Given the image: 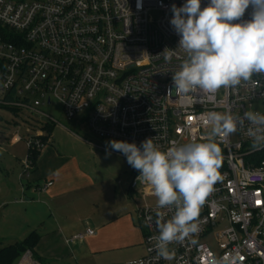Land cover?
<instances>
[{
	"label": "built area",
	"instance_id": "1",
	"mask_svg": "<svg viewBox=\"0 0 264 264\" xmlns=\"http://www.w3.org/2000/svg\"><path fill=\"white\" fill-rule=\"evenodd\" d=\"M185 2L0 0V105L26 110L46 124H61L47 109L57 101L68 120L82 114L81 121L102 139L140 146L153 138L162 149L172 141L200 142L210 131L205 124L210 111L264 114V75L212 96L200 90L175 93L172 75L184 53L177 49L180 36L170 24L171 6ZM208 3L201 0L202 8ZM251 12L250 6L242 19L250 20ZM166 48L176 49L170 62L161 54ZM247 126L246 120L242 125L237 121L236 133L217 138L223 179L200 210L199 230L169 244L172 257L165 260L151 238L159 235L157 212L167 220L174 210L138 205L144 254L125 264H264V150L251 149ZM13 140L26 143L27 169L30 154L49 142L41 132L29 130ZM138 175L135 170L131 190L153 196ZM85 234L95 231L88 228ZM19 264L42 263L27 250Z\"/></svg>",
	"mask_w": 264,
	"mask_h": 264
},
{
	"label": "clouds",
	"instance_id": "2",
	"mask_svg": "<svg viewBox=\"0 0 264 264\" xmlns=\"http://www.w3.org/2000/svg\"><path fill=\"white\" fill-rule=\"evenodd\" d=\"M250 6L251 19L243 20ZM171 12L170 24L180 36L177 49L184 53L179 70L172 75L177 95L200 90L212 96L221 88L255 83L254 75H264V0H209L203 8L201 0H186L180 7L173 4ZM175 50L166 48L161 54L170 62ZM245 120L244 134L251 140V149L264 150V114L259 111H246L243 117L208 112L205 124L211 125L210 131L200 142L172 141L166 149L153 138L140 146L123 140L106 143V149L121 152L139 172L137 181L150 186L158 209L174 210L167 220L163 212H157L159 235L151 239L156 240L159 257L170 259L169 244L199 230L200 210L223 179L217 138L236 133L237 121L242 125Z\"/></svg>",
	"mask_w": 264,
	"mask_h": 264
},
{
	"label": "crops",
	"instance_id": "3",
	"mask_svg": "<svg viewBox=\"0 0 264 264\" xmlns=\"http://www.w3.org/2000/svg\"><path fill=\"white\" fill-rule=\"evenodd\" d=\"M20 142L12 138L9 146ZM93 144L101 150L100 146H106ZM49 181L53 184L44 188ZM119 187L112 179L95 175L76 155H64L51 144L41 150L33 169L26 168L23 158L4 151L0 155V220L6 214L26 216L28 233L35 231L39 236L31 251L42 264H69L76 256L77 264H125L144 254L143 232L136 206L130 202V184L127 189ZM88 228L95 234H85ZM80 234L84 237H77ZM42 241L46 250L40 249ZM138 246L139 255H131ZM125 252L130 255L121 257ZM109 253L114 254L107 260Z\"/></svg>",
	"mask_w": 264,
	"mask_h": 264
},
{
	"label": "rangeland",
	"instance_id": "4",
	"mask_svg": "<svg viewBox=\"0 0 264 264\" xmlns=\"http://www.w3.org/2000/svg\"><path fill=\"white\" fill-rule=\"evenodd\" d=\"M47 109L61 122V124L53 123L47 125L26 110L15 112L8 107L0 105V148L2 149L0 150V155H3L5 151V153H12L25 159L28 155V148L25 141L22 140L17 146L11 148L9 143H11L12 138L17 133L21 136H27L28 130L31 134L41 132L49 140L48 144L56 147L60 153L64 155H76L80 161L86 163L89 170L94 171L95 175L103 178H110L119 184V188L127 189V186L133 180L135 174V169L127 163V158L111 152L109 155L108 151L101 150L96 146L94 147L93 143L97 142L106 145L109 141L93 134L84 122L79 123L82 114H79L73 120H68L65 115L62 114L61 104L57 101L50 104ZM130 202L133 207L138 205L143 206L145 204L152 205L156 204V198L154 196L144 198L142 194L133 192L130 197ZM2 211L1 214H3ZM14 218H16V220ZM27 220L26 216L14 215L9 217V214L1 218L0 248L10 243L20 242L26 238L29 234L27 231V229H29ZM40 246V249L47 248L43 241ZM140 252L141 248L138 246L134 252H131V255L133 253L139 255ZM113 254L114 253H109L106 257L107 260H110ZM128 255L130 254L125 252L121 257ZM22 258L23 254L13 261L12 264H19ZM77 261H79V258L76 256L68 260V263L77 264ZM45 264L53 263L48 261Z\"/></svg>",
	"mask_w": 264,
	"mask_h": 264
},
{
	"label": "trees",
	"instance_id": "5",
	"mask_svg": "<svg viewBox=\"0 0 264 264\" xmlns=\"http://www.w3.org/2000/svg\"><path fill=\"white\" fill-rule=\"evenodd\" d=\"M8 107V106H5ZM10 108V107H8ZM17 112L15 108H10ZM48 125V124H47ZM50 126V125H49ZM40 151H33L30 154L31 158V168L33 169L36 166V162L39 158ZM39 242L38 234L33 231L26 236V238L22 241H17L14 243H10L0 248V264H12L17 258H19L25 251L32 250Z\"/></svg>",
	"mask_w": 264,
	"mask_h": 264
}]
</instances>
